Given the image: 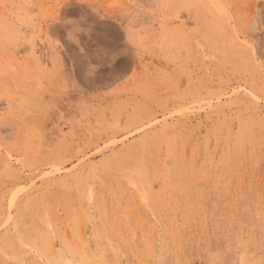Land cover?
<instances>
[{
  "label": "rangeland",
  "instance_id": "1",
  "mask_svg": "<svg viewBox=\"0 0 264 264\" xmlns=\"http://www.w3.org/2000/svg\"><path fill=\"white\" fill-rule=\"evenodd\" d=\"M0 264H264V0H0Z\"/></svg>",
  "mask_w": 264,
  "mask_h": 264
}]
</instances>
